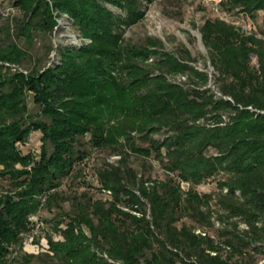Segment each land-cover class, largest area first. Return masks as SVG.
I'll return each mask as SVG.
<instances>
[{
  "label": "trees",
  "instance_id": "trees-1",
  "mask_svg": "<svg viewBox=\"0 0 264 264\" xmlns=\"http://www.w3.org/2000/svg\"><path fill=\"white\" fill-rule=\"evenodd\" d=\"M142 1L154 0L13 3L23 16L16 37L28 45L35 31H53V9L67 13L91 42L59 47L60 63L34 64L26 74L4 63L18 67L29 53L13 41L0 46V177L12 186L0 193V264L8 246L29 231L31 215L60 207L57 188L85 157L86 134L96 148L115 147L122 138L131 152L154 153L167 176L138 178L113 165L98 170L108 199L71 200L67 216L54 222L62 239L48 236L47 251L24 255L25 262L264 264V0L220 5L258 17L257 36L220 18L198 28L219 95L207 87L209 73L191 64L196 59L188 49L167 52L151 38L145 45L123 42L121 29L145 15ZM28 92L41 118L28 114ZM32 131L41 134L38 157L16 146ZM132 133L148 146H136ZM212 179L215 191L194 189Z\"/></svg>",
  "mask_w": 264,
  "mask_h": 264
},
{
  "label": "rangeland",
  "instance_id": "rangeland-1",
  "mask_svg": "<svg viewBox=\"0 0 264 264\" xmlns=\"http://www.w3.org/2000/svg\"><path fill=\"white\" fill-rule=\"evenodd\" d=\"M14 2L15 0H0V46L12 41L16 42L29 53L30 57L24 59L18 67L4 63L5 67H9L11 72L17 70L26 74L27 70H30L34 64L39 65L40 68L53 67L60 63L59 47H76L91 42L89 38L84 37L79 32L67 13L53 9L52 13L56 19L53 31L49 34L35 31L33 40L28 45L22 38L16 37L15 34V22L23 16L18 8L13 5ZM105 6L115 14H123L116 7L108 4H105ZM142 8L145 10L144 17L138 23L121 29L123 42L132 45H145L147 39L151 38L160 41L162 49L167 52H174L179 46L188 49L196 59L191 64L209 73L210 81L207 87L214 91L216 95H219L211 74L213 69L208 61L207 49L202 43L198 28L206 18H220L231 23L236 21L239 14L242 13L226 12L221 8L215 10L198 0H154L151 3L142 1ZM242 15L246 16L245 14ZM250 20L255 26L254 34L257 36V33L262 29L259 18L256 17L255 20ZM7 25H10L9 34L6 33ZM204 63H206L205 68L203 67ZM252 63H254V60H252ZM26 103L28 114L34 119L41 118L40 109L33 103L31 92L26 94ZM132 135L136 146L141 148L148 146V143L141 139L139 135L135 133H132ZM162 136V133L152 135L156 139ZM40 138L39 131H32L26 142L17 143L16 146L22 153L31 152L38 157L41 145ZM80 140L82 142L81 148H83L86 155L74 165L68 176L61 179L57 188L62 194L59 202L60 207L53 206L50 210L40 208L29 217V231L21 234L22 239L19 244L8 246L4 264H52L45 257L34 258L27 263L24 260V255L46 252L48 249V236H51L54 240L62 239L60 234L54 231V222L67 216V212L71 210V200H75V198L84 200L87 197L93 200L108 199L107 196H110L111 192L101 188L97 177L98 170L113 165L119 167L120 170H124L126 167L133 169L138 178L162 180L167 176L154 153L145 156L131 152L127 145L123 143L122 138L120 139V145L103 148L93 147L89 142L88 134ZM181 187L187 189L188 184L181 183ZM11 188L10 180L0 177V193H4ZM194 189L199 193L215 191V180H207L195 186ZM60 227L64 228V223Z\"/></svg>",
  "mask_w": 264,
  "mask_h": 264
},
{
  "label": "built area",
  "instance_id": "built-area-1",
  "mask_svg": "<svg viewBox=\"0 0 264 264\" xmlns=\"http://www.w3.org/2000/svg\"><path fill=\"white\" fill-rule=\"evenodd\" d=\"M198 1L206 6H210L211 8L217 10L218 8H220V5L223 0H198ZM231 23H233L238 28V30L245 35H251L254 34L255 32V26L253 25V22L250 20L249 17L243 16L242 14H239L237 20ZM182 79L184 78L182 77Z\"/></svg>",
  "mask_w": 264,
  "mask_h": 264
}]
</instances>
